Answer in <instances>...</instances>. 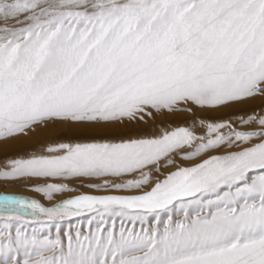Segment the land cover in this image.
Instances as JSON below:
<instances>
[{
    "label": "snow or ice",
    "instance_id": "1",
    "mask_svg": "<svg viewBox=\"0 0 264 264\" xmlns=\"http://www.w3.org/2000/svg\"><path fill=\"white\" fill-rule=\"evenodd\" d=\"M0 18L26 25L0 29V143L56 123L262 104L236 121L258 131L202 120L203 134L181 127L150 139L61 143L49 155L10 161L0 179L94 178L105 181L97 192L128 193L52 208L5 198L39 223L85 212L144 219L174 205L185 211L163 234L121 230L117 239L98 228L69 239L66 254L59 239L5 232L0 257L31 249L35 264H264V0H0ZM177 156L192 166L176 165ZM36 190L48 199L73 191ZM193 204H203L194 218L186 211Z\"/></svg>",
    "mask_w": 264,
    "mask_h": 264
},
{
    "label": "rangeland",
    "instance_id": "2",
    "mask_svg": "<svg viewBox=\"0 0 264 264\" xmlns=\"http://www.w3.org/2000/svg\"><path fill=\"white\" fill-rule=\"evenodd\" d=\"M24 26L26 25L19 26V28ZM261 106L262 104L259 105V107ZM229 107H226L220 111H208L207 113H211V114H206L205 117L199 116L197 118L195 117L193 118V116L187 114L189 113V111L185 106L181 107L184 110L177 111V113L180 116L178 117L179 120L177 121L176 126H174V129H178L181 127L189 128V129H194L197 132V134H203V129L200 128V123L203 120L205 122H226V123L232 122L233 128H235L237 131L259 130L258 128L255 127H247V128L237 127L236 121H238L240 117L252 113V111H250L247 108L245 109L242 108L238 110H233V109L229 110L227 109ZM257 109L256 112L258 113L260 108ZM142 120L125 121L123 123H109L106 124V126L107 125L135 126L136 123L142 125H144L145 123L146 125L144 119ZM151 124H152L151 126H153V122H151ZM146 127L142 133L135 134L133 138H148V139H150L151 137L157 138L161 136L163 133L169 132L160 129L158 130L157 128H151L150 132H148V130H146L147 129ZM72 136L74 135H70V136L65 135L61 137V139L58 138L59 139L58 141L60 142V144L62 142L67 143L68 141L69 142L68 144L74 145V143L77 142L75 141L77 138H75L76 136L72 138ZM45 143H44L45 147L42 150H38V151L30 150L28 152L25 151L20 154L21 156L19 155L18 157L15 158L13 157L7 158L5 160L7 162L6 165L10 161L15 159H29L34 156L49 155L46 151H44L47 148V146H49ZM89 143L92 142L90 141ZM215 154H225V153L218 152ZM178 158L179 159H175L176 165L180 167L192 166V162L182 161L179 156ZM8 170L9 169L6 166H0V171L5 172ZM173 170L175 169L173 168L162 169V172L164 175H167L170 171ZM160 178H162L160 172L153 174L154 180ZM104 182L105 181L103 179L83 178V177L73 178L71 180H58V179L43 178V177H24L9 181L0 180V183H2L0 184V235H3L5 232H7L9 235H11L14 238L17 232H20L22 234L27 235L29 238L35 236L39 240L54 241L59 239L63 245L64 252L66 254L69 239H71L74 243L77 236H80L81 238H83L84 236H89L90 234H94L98 228L103 229L105 235L108 232L114 233V235L118 239L121 230H124L125 232L131 231L134 234H141V235L145 232L150 234L152 231H157L158 233L163 234L165 228L169 226V221H171L172 224L174 225L175 223L184 219L185 210L180 208L178 205H174L171 210H165L160 212L159 214H151L146 216L144 219H132L130 217H121V216H104L103 218H101L95 212H85L81 215L68 217L63 220H59L52 223H39L33 219L30 209L25 212L16 205H13L11 203H5V198H7L9 202L14 200H21L28 203L36 202L44 208H52L70 199H75L76 197L81 195H90V196L128 195V193L97 192L93 189L95 185H100L103 184ZM114 182L118 183L119 181L117 180ZM49 184L66 185L68 188L73 189V191L56 193L52 196L51 199H48L47 196H45L42 192L37 191L36 189L46 188L47 185ZM210 198L216 199L215 196L205 197L204 203H206L207 200ZM202 208H203V204L200 205L193 204L191 207L187 208L186 211L191 217L193 216L196 217L197 215L201 214ZM204 211L205 213L207 212L206 209ZM15 216H20L21 218L8 219L9 217H15ZM36 216L39 217V219L41 220H46L45 217H40L39 213H37ZM6 225L7 227H5ZM29 253L32 254L29 255ZM137 254H142V253H137ZM35 259H36V253L33 250L29 249L26 252L24 249H21L12 255L11 260H9L7 257H0V264H13V262H15V264H24L25 260H30V264H35Z\"/></svg>",
    "mask_w": 264,
    "mask_h": 264
},
{
    "label": "bare ground",
    "instance_id": "3",
    "mask_svg": "<svg viewBox=\"0 0 264 264\" xmlns=\"http://www.w3.org/2000/svg\"><path fill=\"white\" fill-rule=\"evenodd\" d=\"M23 19L24 17L21 16L20 20H23ZM22 25L24 24H20L16 20H13V19L4 20L0 18V29L8 28L10 31H14V30H17L19 26H22ZM260 104H261V101L256 100V101H252L247 104H234V105H231L227 109L238 110L242 108L243 109L247 108L250 111H252L253 109L256 110L257 108H261L259 107ZM181 107H184V106H181ZM185 107L189 111V113L187 114H190V116H193V118L194 117L197 118L199 116L205 117L206 114H211V113H207L208 111H201V110L195 109L194 106L192 105H186ZM177 111H174V112L162 111L160 113L152 112L150 116L144 117V122H146V125L145 123L144 125L145 127L147 126L146 130H148V132H150L151 128H157L158 130L160 129V130L169 131V132L172 130H175L174 126H176L177 121L179 120L178 117L180 116L177 113ZM151 122H153V126H151L152 125ZM144 125L137 124V123L135 124V126H132V125H125V126L79 125L77 126V125L60 124V123L52 124L48 128L38 130L36 133H31L28 136L12 139L6 143H0V166H6L7 162L5 160L9 157H13V158L18 157L21 153L25 151L28 152L30 150L31 151L42 150L45 147L44 146L45 142H46L45 144L49 146H57L60 144V142L58 141L59 140L58 138L61 139V137L65 135L76 136L75 138L77 139L75 141L77 142L74 143V145L77 143H89L90 141L91 142H121L124 140L132 139L133 136H135V134L137 133H142L143 130L145 129ZM62 133H65V134H62ZM74 136H72V138ZM67 143L69 142L67 141ZM176 159H179L178 156L176 157ZM0 173H3V171H0ZM0 180L9 181V180H14V179H0ZM191 215H194V214H191ZM194 217L195 216H193V218Z\"/></svg>",
    "mask_w": 264,
    "mask_h": 264
}]
</instances>
